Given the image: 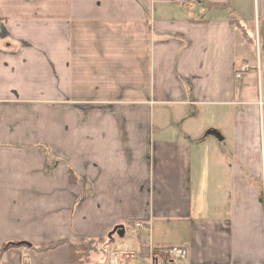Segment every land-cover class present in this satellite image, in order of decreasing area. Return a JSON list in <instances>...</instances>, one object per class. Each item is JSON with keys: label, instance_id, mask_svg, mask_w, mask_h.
<instances>
[{"label": "crops", "instance_id": "1", "mask_svg": "<svg viewBox=\"0 0 264 264\" xmlns=\"http://www.w3.org/2000/svg\"><path fill=\"white\" fill-rule=\"evenodd\" d=\"M0 21V264H71L138 220L185 264H264V0H0Z\"/></svg>", "mask_w": 264, "mask_h": 264}, {"label": "built area", "instance_id": "2", "mask_svg": "<svg viewBox=\"0 0 264 264\" xmlns=\"http://www.w3.org/2000/svg\"><path fill=\"white\" fill-rule=\"evenodd\" d=\"M175 2L182 5L185 3H195L198 2V0H175ZM3 26L4 24L0 21V37L3 35ZM256 47L258 49L260 47L258 37H256ZM241 68L243 71H246L250 68V65L246 63ZM257 68L260 71L259 66ZM135 227L147 233H150L151 231L150 225L142 220L136 221ZM109 247L110 249L108 254L109 256L107 257V264H125L128 259L135 258L138 255L137 250L119 249L113 244ZM148 255L150 264H174V261L179 262L180 264H185V261L188 258V249L182 245L156 246L150 242Z\"/></svg>", "mask_w": 264, "mask_h": 264}, {"label": "trees", "instance_id": "3", "mask_svg": "<svg viewBox=\"0 0 264 264\" xmlns=\"http://www.w3.org/2000/svg\"><path fill=\"white\" fill-rule=\"evenodd\" d=\"M256 39L254 37H250L249 42L255 45ZM136 221L131 222L127 229H130L133 227L134 229L140 230L136 231V240L138 243V255L141 256V258L148 257V233L135 227ZM130 227V228H129ZM135 233V232H134ZM113 238H105L102 241H99L100 243H94L92 241L84 242V243H68V241H58L55 243H50L44 246L37 247L36 250L38 251H45L50 250L52 248H56L60 244H63L65 242L68 243L69 246V256H70V262L71 264H85L91 262V256L102 253H107V248L110 245V242H113ZM11 245H14L11 243ZM107 259V258H106ZM105 259V261H106Z\"/></svg>", "mask_w": 264, "mask_h": 264}, {"label": "rangeland", "instance_id": "4", "mask_svg": "<svg viewBox=\"0 0 264 264\" xmlns=\"http://www.w3.org/2000/svg\"><path fill=\"white\" fill-rule=\"evenodd\" d=\"M137 230V229H136ZM128 233H132L133 231L131 230V229H129V231H127ZM129 235H126V236H124V237H120L118 234H115V242L116 243H119V242H122V241H124V244H127V241L129 240V237H128ZM136 238V237H135ZM133 236H132V240H131V244H130V246H128V245H125V247H126V249H128V250H130V249H136L137 251H138V243H137V241H136V239H135ZM149 243H148V248H149ZM115 247L116 248H119V247H117V245L115 244ZM110 249V247L109 248H107V251ZM108 253H109V251H108ZM100 255V254H99ZM99 255H97V257H99ZM93 256H95V255H93ZM109 256V255H108ZM148 259H149V255H148Z\"/></svg>", "mask_w": 264, "mask_h": 264}, {"label": "water", "instance_id": "5", "mask_svg": "<svg viewBox=\"0 0 264 264\" xmlns=\"http://www.w3.org/2000/svg\"><path fill=\"white\" fill-rule=\"evenodd\" d=\"M213 134L217 135V132L215 131H212ZM125 233H126V228L124 225H118L116 226L109 234H108V237L109 238H113V236L115 234H118L120 237H124L125 236ZM18 245H27V246H30V244L28 242H20V243H17Z\"/></svg>", "mask_w": 264, "mask_h": 264}]
</instances>
